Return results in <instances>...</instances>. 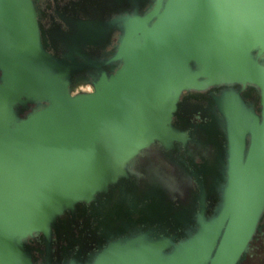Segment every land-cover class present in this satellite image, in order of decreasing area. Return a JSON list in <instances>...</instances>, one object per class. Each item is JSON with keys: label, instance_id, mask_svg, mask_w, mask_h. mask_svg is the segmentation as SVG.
Here are the masks:
<instances>
[{"label": "water", "instance_id": "obj_1", "mask_svg": "<svg viewBox=\"0 0 264 264\" xmlns=\"http://www.w3.org/2000/svg\"><path fill=\"white\" fill-rule=\"evenodd\" d=\"M96 4L82 30L47 42L33 0H0V264H239L264 210V0ZM104 4L123 14L104 22ZM113 31L105 59L86 52ZM203 95L225 185L216 214L176 245L156 167L130 179L154 148L201 149L175 119Z\"/></svg>", "mask_w": 264, "mask_h": 264}, {"label": "flooded vegetation", "instance_id": "obj_2", "mask_svg": "<svg viewBox=\"0 0 264 264\" xmlns=\"http://www.w3.org/2000/svg\"><path fill=\"white\" fill-rule=\"evenodd\" d=\"M33 1L38 15L40 36L48 42L49 35L55 39L62 40L66 39L76 28L82 30L84 24L91 23L93 20V15H95L92 11L93 6L95 9H98L95 12L99 15V5L96 3L103 4L107 0ZM104 5L105 8H101L105 10L101 12L104 22L112 21L123 14L121 12H114L110 5ZM119 36L120 33L118 31H113L109 39L106 37L102 38V45L95 48L92 47L91 51L86 48V52H91L93 55L105 59L114 51ZM48 52L52 53L51 50H48ZM80 91L92 92L93 87L88 85L85 88H81ZM208 101V95L198 97V100L192 101L200 103V106L196 107L198 112L193 113L188 117V120H186L187 116L181 121L175 119L176 123L185 126L188 148L192 149L193 144L201 142L203 145L201 149L197 152L192 150L188 153L183 146L177 152L164 150L163 148H154L150 150L148 156L146 154L139 156V165H136V168L140 169V171L137 172L136 169H133L136 173V178L130 179V182L136 180L137 185L143 182L146 183L148 180L146 176L148 169L156 167L161 177V185H164L162 193L166 202V209L162 214L170 222L169 226L164 227V231L169 239L174 238L176 245L188 239L187 232L193 235L195 229H199L196 223L211 219L216 214L218 205L221 203L223 187L225 185L223 179L227 173L225 167V151L227 148L224 141H222L221 135L214 136L212 134L208 136V133L211 131L212 118L203 115H208ZM215 107L213 106L214 109H216ZM190 135L193 136L192 140H189L191 138ZM203 135H206L205 138L202 137ZM192 141L195 143L191 144ZM219 143L222 144L221 147H218ZM192 158H194L193 163H191ZM195 175H197V179ZM171 177H175L176 184L169 181ZM87 209V216L95 214V211L91 207L87 206ZM180 215L182 216L181 225L189 224L190 226H175V217ZM91 218L89 229L85 231L89 238H92L93 234L99 236L102 230L96 229L102 217L96 216ZM147 223L149 224V222ZM163 223L164 225L167 224L165 220ZM258 225L259 230L255 232L253 239L249 243L245 258L239 264H264V210ZM138 227L142 228L144 225L141 224ZM154 227H156V224L153 227L149 226L146 231L149 232V229ZM176 236L179 237L177 238ZM93 246L95 247L96 245ZM249 249L258 253L259 257L257 256L255 260L250 259ZM93 250L96 251V248Z\"/></svg>", "mask_w": 264, "mask_h": 264}, {"label": "rangeland", "instance_id": "obj_3", "mask_svg": "<svg viewBox=\"0 0 264 264\" xmlns=\"http://www.w3.org/2000/svg\"><path fill=\"white\" fill-rule=\"evenodd\" d=\"M249 250H250L248 252L249 253V258L252 259V260H255L257 258V256H258V253L254 252V250L253 251L251 249H249Z\"/></svg>", "mask_w": 264, "mask_h": 264}, {"label": "bare ground", "instance_id": "obj_4", "mask_svg": "<svg viewBox=\"0 0 264 264\" xmlns=\"http://www.w3.org/2000/svg\"><path fill=\"white\" fill-rule=\"evenodd\" d=\"M60 30V29H59Z\"/></svg>", "mask_w": 264, "mask_h": 264}]
</instances>
